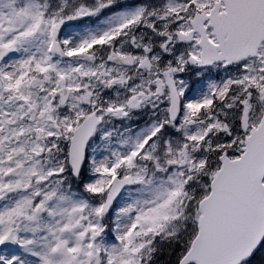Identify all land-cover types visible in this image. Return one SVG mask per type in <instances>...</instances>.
I'll use <instances>...</instances> for the list:
<instances>
[{
    "label": "rangeland",
    "instance_id": "obj_1",
    "mask_svg": "<svg viewBox=\"0 0 264 264\" xmlns=\"http://www.w3.org/2000/svg\"><path fill=\"white\" fill-rule=\"evenodd\" d=\"M215 1L0 0V44L8 49L0 62V92L8 98H0V264H93L96 250L99 264H140L139 255L175 240L179 230L167 260L193 235L197 201L220 155L238 156L264 105V43L237 64L186 62L198 57V35L189 42L178 35ZM206 33L214 41L211 28ZM53 40L69 54L98 52V65L60 59ZM131 56L134 66L125 64ZM165 77L180 95L175 122L165 113L168 90L154 94ZM62 86L72 90L65 103ZM131 100L136 110L144 101L158 106L159 121L142 122L141 113L126 118ZM89 103L105 120L86 148L79 180L71 181L68 138ZM126 174L135 184L103 215L110 178ZM163 227L172 232L153 247L166 235Z\"/></svg>",
    "mask_w": 264,
    "mask_h": 264
},
{
    "label": "water",
    "instance_id": "obj_2",
    "mask_svg": "<svg viewBox=\"0 0 264 264\" xmlns=\"http://www.w3.org/2000/svg\"><path fill=\"white\" fill-rule=\"evenodd\" d=\"M221 8V10H218ZM212 28L215 42L208 39L205 25ZM190 29L180 33L179 39L190 41L194 32L200 48L199 56H188L190 66H209L213 62H239L256 55L264 42V0H218L205 12H195L189 21ZM53 48L60 56L85 59L84 52L66 54L58 44ZM7 48L0 45V59ZM126 65L132 64L128 57ZM33 82L31 81V84ZM168 88L167 115L170 121L180 112V97L173 79L166 77ZM159 82L155 93L158 91ZM68 88L59 92L65 102ZM264 101V85L260 89ZM29 120L34 108L28 107ZM100 120L92 112L72 130L67 151L70 174L76 178L84 161L85 144ZM220 164L210 180L209 193L198 202L199 217L196 234L177 264H241L249 259L264 238V106L256 126L251 127L243 139L237 157L230 158L223 152ZM14 172L19 167H14ZM132 185V176H114L110 180L101 210L107 214L121 190ZM95 263L99 256L93 255Z\"/></svg>",
    "mask_w": 264,
    "mask_h": 264
},
{
    "label": "trees",
    "instance_id": "obj_3",
    "mask_svg": "<svg viewBox=\"0 0 264 264\" xmlns=\"http://www.w3.org/2000/svg\"><path fill=\"white\" fill-rule=\"evenodd\" d=\"M50 6H52L54 8L53 5H50ZM48 8L49 7L47 6V8L42 9V12H43L44 15H45L46 11L48 10ZM49 10L51 11L50 8H49ZM52 12H53V9L51 11V14H52ZM102 98H103V96H102ZM259 117H260V113L258 115L257 121H258ZM240 135H241V131H240ZM231 154H235V153H231ZM216 166H217V158H216V164L215 165H212V166L210 165L209 168H211V169L212 168H216ZM209 180L210 179L208 178L207 179L208 185H209ZM71 181H74V179L72 177H71ZM73 188H75V187H73ZM204 195H205V193L203 195H201L200 198L203 197ZM195 224H196V222L194 221L193 228H192L193 235L191 234V236H188L185 244L182 245V246H180L179 249H178V251L175 252L174 254H171L167 258V260H166V253H165V251L168 250V251L173 252V250L177 249L176 248L177 239L180 237V234H181L179 230H177V238L175 240H174V237H173L171 240L169 239L167 241H162L159 245H157L155 247V250L154 251L152 249L150 251H146L143 255H141L140 258H141L142 264H148V262L149 261H152V260H155V263H151V264H176L178 262V260L180 259V257L182 256V254L188 248L189 243H190L192 237L195 234V230H196ZM173 225H174V227H177L175 225V223H173ZM163 229L166 230V235L164 237H162V238L155 237L154 238V245H153V247L155 246V244L157 242H160L161 240H163L167 236V234L169 232H172L171 230H168L165 227H163ZM163 242H165L166 247L162 246V243ZM155 251L157 253H155ZM155 254H156V258H155ZM242 264H264V240L262 241V243L260 244V246L258 247V249L256 250V252L252 255V257L249 260L243 262Z\"/></svg>",
    "mask_w": 264,
    "mask_h": 264
},
{
    "label": "flooded vegetation",
    "instance_id": "obj_4",
    "mask_svg": "<svg viewBox=\"0 0 264 264\" xmlns=\"http://www.w3.org/2000/svg\"><path fill=\"white\" fill-rule=\"evenodd\" d=\"M91 55V59L89 60V61H87V62H91L92 61V59H93V61H94V65L95 66H97L98 65V62H99V60H100V55H99V53H95L94 55H93V57H92V54H90ZM132 57V56H131ZM65 60H67V59H65ZM136 61V60H135ZM135 61H133V57H132V64L130 65V66H134V64L136 63ZM101 62V61H100ZM91 64V63H90ZM140 67H141V64L139 65ZM147 66H149L148 64H147ZM102 71V74L104 75V73H105V70L104 69H102L101 70ZM141 76V75H140ZM139 77V76H138ZM166 78V77H165ZM128 81V83H129V81H132L131 80V77H128V79H127ZM134 82V81H133ZM159 82V86H158V91H159V94H156V95H161V94H165L166 92H167V87H166V84L164 83V81L163 82H160V81H156V83H158ZM149 87L150 86H153V81H151V80H149ZM89 85H91L90 83H88ZM157 85V84H156ZM149 87H147V90H149ZM69 88V87H68ZM71 89L69 88V90H68V94H70L71 93ZM89 95H91V92H89L88 93ZM154 94H155V92H154ZM167 97H168V93H167ZM146 100H147V98H146ZM145 102V105L144 106H140V107H137V110L136 109H134V107L138 104V102H134V101H130L129 103H128V105H129V107H131L126 113H125V117L126 118H128V119H131L135 114H138V113H141V117H140V121H142V122H144V121H146V120H156L157 122L159 121V118H160V110H159V107L158 106H154L153 108H154V110H153V108L150 106V103H149V101H144ZM91 106H92V108H91ZM94 106V104H92V103H89L88 104V112H86L80 119H78L76 122H77V124H76V126L81 122V120L89 113V112H94L95 113V115L98 117V118H100L101 119V123L99 124V125H101L103 122H104V116H103V112H99L98 110H96V107H93ZM149 106H150V109H149ZM79 110V109H78ZM77 110V111H78ZM181 110H182V105H181V109H180V113H181ZM122 111H123V109H122ZM143 112V113H142ZM165 113H166V115H167V108H166V111H165ZM64 114L66 115V113L64 112ZM143 114V115H142ZM180 115V114H179ZM167 118H168V115H167ZM67 121L68 122H71V120L70 119H67ZM131 122H133V121H131ZM175 122V121H174ZM132 124V123H131ZM98 125V126H99ZM75 126V127H76ZM97 126V127H98ZM129 125L127 124L126 125V127H128ZM74 127V128H75ZM97 127L94 129V131L92 132V135L89 137V139H88V141H87V144H86V147H88V145H89V143H91V142H93L94 140H97V132H96V129H97ZM135 127H137V126H135ZM73 128V129H74ZM71 134H72V131H71V133H70V136H69V138H68V142H69V140H70V137H71ZM110 138H112V136H110Z\"/></svg>",
    "mask_w": 264,
    "mask_h": 264
},
{
    "label": "bare ground",
    "instance_id": "obj_5",
    "mask_svg": "<svg viewBox=\"0 0 264 264\" xmlns=\"http://www.w3.org/2000/svg\"><path fill=\"white\" fill-rule=\"evenodd\" d=\"M260 69V68H259Z\"/></svg>",
    "mask_w": 264,
    "mask_h": 264
}]
</instances>
